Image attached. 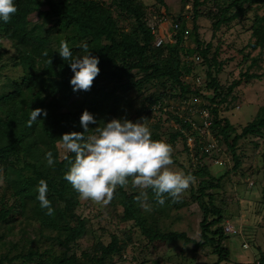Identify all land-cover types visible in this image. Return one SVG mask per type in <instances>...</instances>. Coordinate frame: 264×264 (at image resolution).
<instances>
[{
    "label": "trees",
    "instance_id": "trees-1",
    "mask_svg": "<svg viewBox=\"0 0 264 264\" xmlns=\"http://www.w3.org/2000/svg\"><path fill=\"white\" fill-rule=\"evenodd\" d=\"M14 4L18 11L10 22L0 20V264H195L188 250L169 254V244L178 241L209 249L215 257L211 264H222L231 261L232 236H245L242 246L259 251L252 263L264 264V105L239 127L223 114L243 102L237 94L243 83L264 79V0H178L175 8L168 0H157L153 7L145 0ZM165 20H171L168 36L160 30ZM201 20L209 24L211 39L202 34ZM236 24L251 35L241 47L230 44L242 56L240 72L236 77L230 71L232 81L222 83L224 36ZM61 41L73 58L86 54L84 43L99 58L101 71L89 91H73L74 73L58 53ZM251 46L256 55L246 52ZM11 68L16 75L5 73ZM133 90L139 95L131 97ZM36 108L45 109L47 117L42 113L28 126ZM204 109L207 118L201 115ZM85 110L98 122L89 125V134L114 118L145 120L151 138L172 147L173 163L194 176L195 183L179 202L166 194L162 206L146 190L152 207L146 212L138 206L139 189L129 178L103 209L117 221L101 224L99 232L94 220L101 223L103 211L80 200L64 179L75 156H63L60 146L64 133L84 131L80 117ZM171 122L177 126L164 131L163 125ZM180 141L189 165L178 159ZM213 142L216 147L208 150ZM48 152L53 154L51 167ZM219 157L223 169L215 172L212 165ZM41 179L48 184L53 216L37 200ZM238 187L256 192L248 196ZM234 203L243 216L241 226L229 233L225 227L234 218ZM194 204L202 211L199 240L165 224L170 217L181 220L183 210ZM127 248L132 255L123 253ZM175 256L180 258L171 261Z\"/></svg>",
    "mask_w": 264,
    "mask_h": 264
},
{
    "label": "clouds",
    "instance_id": "clouds-1",
    "mask_svg": "<svg viewBox=\"0 0 264 264\" xmlns=\"http://www.w3.org/2000/svg\"><path fill=\"white\" fill-rule=\"evenodd\" d=\"M18 11L14 0H0V20L10 22ZM85 55L73 58V54L65 41H61L59 55L74 73L70 84L73 91H89L101 69L99 58L88 51V45L82 44ZM45 55L47 53L45 52ZM45 109L36 108L31 111L28 126L38 120ZM132 122L128 119H111L101 127L94 128L96 134H89L90 124H97V119L88 110L80 117L83 132L64 133L60 138V146L73 153L74 161H70V170L64 179L79 194L82 201L107 206L114 197L118 186L129 184L139 189L135 197L139 207L148 212L152 210L148 202V192L155 194L156 203L164 205L167 194L174 202H179L182 194L195 183V177L173 170L172 147L163 141H154L146 123ZM48 166L54 165L52 152L45 155ZM37 200L41 209H47L46 215L53 216L54 209L47 198L48 184L41 179L38 184Z\"/></svg>",
    "mask_w": 264,
    "mask_h": 264
},
{
    "label": "rangeland",
    "instance_id": "rangeland-1",
    "mask_svg": "<svg viewBox=\"0 0 264 264\" xmlns=\"http://www.w3.org/2000/svg\"><path fill=\"white\" fill-rule=\"evenodd\" d=\"M150 7H153L155 3H157V0H145ZM178 0H168V3L171 4V7H176V3ZM201 24H203V27L201 28V32L204 35L205 38L211 39V30L208 28L209 24L205 22L204 20L200 21ZM171 20L163 21L161 25V33L163 35L168 36V31L171 29ZM170 33V32H169ZM251 32L247 29L242 28L241 24H236L233 29H230V31L224 36L225 38V44L223 46V54L222 58L226 62L224 70L220 73V80L222 83H230L233 79L231 77L229 79L228 73L230 71L235 72V76H239L240 67H238V62L241 59V54L238 53L236 48H233L234 45L237 47H241L243 43L248 42L250 38ZM254 41V40H253ZM230 44H233V47L230 46ZM195 46V42L193 43ZM4 47H9L8 43L5 41ZM251 50L253 55H256L258 53V50L252 49V46L246 50V52H249ZM5 73L16 75L17 71L14 70V68L5 70ZM203 77V78H202ZM201 81L204 79V74L202 75ZM192 79V78H191ZM190 79V80H191ZM139 90H133L130 95L131 97H136L139 95ZM205 94H212L213 92L211 90H205ZM237 94L239 95V99H241L243 102L238 104L237 108L230 109L227 111H224L223 114L226 115L230 121L236 125L237 127L246 125L248 122L252 121L255 118L256 113L258 112L259 108L264 105V79L262 80H253L250 84L243 83L239 89H237ZM199 101V99H198ZM199 104V103H198ZM201 101L199 106H201ZM177 126L175 122H171L170 124L163 125V130L168 131L171 126ZM168 135H164V137H167ZM193 141V138L189 139L188 142L191 143ZM192 146L195 145V143H191ZM177 151H180V155H178V159L181 160L186 165H189V160L186 158V152L183 151L184 149V142L180 141L177 143ZM195 147V146H194ZM62 154L65 156L67 154V151H65L62 147ZM183 151V152H182ZM250 154H253L252 150H249ZM258 159V160H257ZM256 160L260 162L262 165V158L259 157ZM222 158L219 157L218 162H214L212 165V169L215 172H218L223 169L222 166ZM173 170L183 173L184 171L181 167H179L177 164L173 163L170 166ZM253 183V180H250L249 186ZM236 185L232 186L231 190H235ZM238 189L241 190V192L246 195H251L252 193H255L256 191H250V189H247L246 187H238ZM253 196V195H252ZM85 202V201H84ZM87 202V201H86ZM88 202H91L94 209H101L103 211V217H101L99 220H101V223L98 221V219L94 220V226L100 231V225H104L108 223L111 220H114L115 222L117 219L112 216V214L106 212L103 205L96 204L92 202L91 200H88ZM243 207L245 208V203L243 202ZM83 210L87 212L88 207L86 205L83 206ZM232 214L233 217L231 219L232 226L236 229H238V226H241V215L240 211L238 212L236 203H234L232 207ZM173 215V213H171ZM202 219V211L200 209V206L198 204H194L189 206L187 209L183 210V215L181 220L175 221L172 217L168 218L165 221V224L173 229L183 230L187 231L188 235L195 239H200V221ZM174 221V222H173ZM238 225V226H237ZM263 231V230H262ZM261 231V232H262ZM260 234V232H259ZM259 236V242L262 244V238ZM245 236H232L230 238V247H231V261H225L222 264H239L237 262H243V264H249L248 262H251L250 264H253L252 262L255 261L256 258H259V251L253 246L249 249H246L242 246L243 240ZM110 240V238H106ZM92 239L89 238L86 242V246L91 244ZM228 243V244H229ZM188 250V257L193 258L195 261V264H211L213 260L215 259L214 255L209 253V249L207 248H195L194 244L184 245L183 241H178L175 244L170 243L169 244V254H177L181 250ZM123 253H126L128 256L132 255V249L127 248L126 251ZM180 257H174L171 261H176L175 259H178ZM126 264H137V261H134L133 263L126 262Z\"/></svg>",
    "mask_w": 264,
    "mask_h": 264
},
{
    "label": "built area",
    "instance_id": "built-area-1",
    "mask_svg": "<svg viewBox=\"0 0 264 264\" xmlns=\"http://www.w3.org/2000/svg\"><path fill=\"white\" fill-rule=\"evenodd\" d=\"M161 35L163 36V34H161ZM161 41H162V39H161V37H160L159 40H158V44H160ZM191 110H194V108H191ZM201 115H202L203 117L207 118L208 115H209V113H208V111H206V110L204 109L203 111H201ZM188 119H189V118H188ZM191 143H192V142H191ZM191 143H189V144H191ZM214 147H216V143H215V142H213L212 144H209V146H208L207 149L209 150V149L214 148ZM214 160H215L216 162H218V161H219V158H215ZM225 229H226V231L229 232V233H234V232H236L235 228H234L231 224H227L226 227H225Z\"/></svg>",
    "mask_w": 264,
    "mask_h": 264
}]
</instances>
